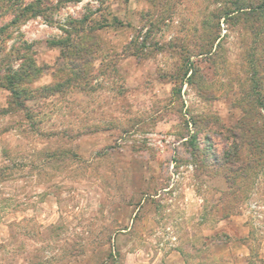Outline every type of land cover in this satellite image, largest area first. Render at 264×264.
Wrapping results in <instances>:
<instances>
[{"label":"rangeland","instance_id":"obj_1","mask_svg":"<svg viewBox=\"0 0 264 264\" xmlns=\"http://www.w3.org/2000/svg\"><path fill=\"white\" fill-rule=\"evenodd\" d=\"M260 2L0 0V264H264V152L233 194L222 154Z\"/></svg>","mask_w":264,"mask_h":264},{"label":"trees","instance_id":"obj_2","mask_svg":"<svg viewBox=\"0 0 264 264\" xmlns=\"http://www.w3.org/2000/svg\"><path fill=\"white\" fill-rule=\"evenodd\" d=\"M243 8L244 7L237 6L236 10H241ZM257 10L259 16L264 15V0H261L257 5ZM262 51H264V48ZM257 61L258 60L253 62L254 70L252 75H254L255 78H252L253 83L251 86V94L256 99L252 103L242 99L240 101V106L245 116H247L254 107L259 110L257 114L262 120L261 128H253L249 126L247 119H240L235 126L226 130L227 134L225 138L227 141L231 140V142H229L228 148L224 149L222 153L223 162L227 165L224 178L232 194L238 190L240 186L238 184L239 182L237 184L235 183L237 179L245 180L251 172H254L256 168L261 165L264 152V124H262L264 122V69L262 68V64H260V62L257 63ZM9 70L10 68L6 63L0 59V88H5L4 82L8 81L7 83L10 85L8 86V90L12 93H16L17 91L14 87L19 80H15L14 76L3 78L2 73ZM253 121V119L250 120V122ZM217 159V157L214 158V160ZM230 175H235V177L231 178Z\"/></svg>","mask_w":264,"mask_h":264},{"label":"crops","instance_id":"obj_3","mask_svg":"<svg viewBox=\"0 0 264 264\" xmlns=\"http://www.w3.org/2000/svg\"><path fill=\"white\" fill-rule=\"evenodd\" d=\"M243 215H241L239 218H241V220L243 219ZM230 219H234L233 217H229V218H227L226 219V222H225V228L226 229H228L229 231H231V230H234V228L235 227H237V226H239L240 225V229L243 231L244 230V234H242L243 235V237L246 235L247 236V230H245V229H247L248 228V226H247V224H245V220L243 219L242 221H238V225L234 222L235 220H230ZM231 229V230H230ZM246 231V232H245ZM239 237V236H238ZM240 246H241V248L242 249H244V250H247V248H246V246L245 245H243V244H240ZM178 252V254H179V256L180 257H178V258H176L177 259V261L174 263V264H185V260L182 258V256L180 255V252L179 251H177ZM171 259H169V257H167L165 260H164V263L165 264H171ZM225 264H232L231 262H229V263H225Z\"/></svg>","mask_w":264,"mask_h":264},{"label":"built area","instance_id":"obj_4","mask_svg":"<svg viewBox=\"0 0 264 264\" xmlns=\"http://www.w3.org/2000/svg\"><path fill=\"white\" fill-rule=\"evenodd\" d=\"M158 144H159L160 146H162V141L159 140V141H158ZM170 168H172V165L170 166Z\"/></svg>","mask_w":264,"mask_h":264}]
</instances>
